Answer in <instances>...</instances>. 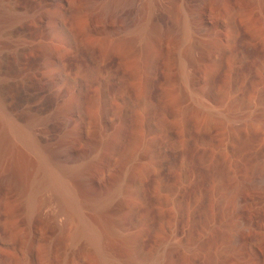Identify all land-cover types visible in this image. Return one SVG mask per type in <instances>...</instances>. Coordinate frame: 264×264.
Here are the masks:
<instances>
[{"label": "rangeland", "instance_id": "rangeland-1", "mask_svg": "<svg viewBox=\"0 0 264 264\" xmlns=\"http://www.w3.org/2000/svg\"><path fill=\"white\" fill-rule=\"evenodd\" d=\"M206 1L141 0L135 24L145 22L153 3L174 37L166 48L154 42L147 54L127 56L86 30L98 23L95 11L69 9L60 27L41 22L57 13L48 5L39 13L44 0H0V10L17 8L24 16L18 31L0 27L6 115L24 127L20 93L36 78L51 82L64 104L81 112L72 130L84 119L99 123L94 142L79 144L58 163L70 169L101 158L98 193L111 199L103 219L123 222L116 231L133 238L135 264H264V0H220L218 7V0ZM102 120L113 126L103 130ZM61 135L41 137L54 145ZM129 174L136 180H127ZM258 176L261 186L250 187ZM118 200L124 208L115 210ZM53 205L34 221L46 231L41 249L30 258L18 245L1 248L0 264H128L121 239L111 236L103 253L84 242L79 261L71 224L65 215L55 217ZM8 209L0 208V240L10 246L26 223ZM80 214L98 221L91 206Z\"/></svg>", "mask_w": 264, "mask_h": 264}, {"label": "bare ground", "instance_id": "bare-ground-1", "mask_svg": "<svg viewBox=\"0 0 264 264\" xmlns=\"http://www.w3.org/2000/svg\"><path fill=\"white\" fill-rule=\"evenodd\" d=\"M140 2L141 0H44V5L39 7L38 12H42L43 7L47 5L55 7L57 13L49 17L43 16L41 22L60 26L59 18L68 14L69 9L79 13L89 11V14L91 10V14L95 11L98 23L86 30L101 34L104 41L111 40L114 42L111 48L127 56L147 54L152 49L151 43L154 42L158 43L159 47L166 48L174 37L168 18L160 15L162 13L154 12L151 9L152 3L149 4L150 12L148 11L145 22L135 24L134 18ZM203 3L205 5L207 1L203 0ZM219 4L220 0L215 2V6L218 7ZM8 9L0 10V27L6 25L11 31H18L16 24L18 25L24 16L17 13V8ZM238 10L242 8L239 7ZM121 40L127 42L123 44L120 43ZM198 48L202 49V46ZM53 89L51 82L36 78L31 79L24 87L20 93L24 102L23 110L27 116L23 128L17 127L6 115L0 102V208H9V214L12 216L21 212L26 223V231L18 238L17 244L4 245L2 237L0 249H15L18 245L31 258L34 252L41 249L46 232L45 229H36L34 221L44 214L45 208L54 204L55 217L65 215L71 224L69 238L71 245L77 248L74 250L77 251L79 261L84 260L85 247L91 243L90 246H95L96 251L106 252L104 239L111 236L121 239L122 247L128 253L126 262L135 264V257L129 249L133 238L119 236L121 234L116 231L123 227V222H109L103 219V211L111 199L98 193L97 175L101 171V158L78 162L70 169L58 163L67 155L74 154L79 144L90 145L94 142L100 133L99 123L84 119L79 129L72 130L71 126L75 124L81 112L79 113L75 106H66L63 97L56 95ZM112 124L111 120H102L103 130L109 129ZM53 131L62 132V135L54 145H47L41 136ZM20 144L26 145L34 156L28 157L19 148ZM105 145L106 140L100 144L102 148ZM127 180L135 181L136 176L129 174ZM261 184V178L258 176L250 187L257 188ZM123 188L124 185L116 187L113 195L120 194ZM14 203L17 204L16 208H12ZM84 206L97 209V222H87L82 218L80 209ZM113 206L115 210L124 208L120 200L114 201ZM47 224L48 222L45 226H50ZM125 225H131V222H126ZM73 254L76 255L75 252Z\"/></svg>", "mask_w": 264, "mask_h": 264}]
</instances>
